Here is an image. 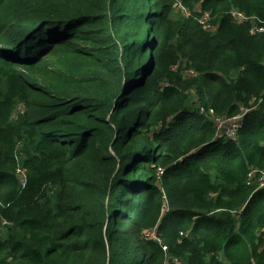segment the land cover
I'll return each instance as SVG.
<instances>
[{
	"label": "trees",
	"instance_id": "obj_1",
	"mask_svg": "<svg viewBox=\"0 0 264 264\" xmlns=\"http://www.w3.org/2000/svg\"><path fill=\"white\" fill-rule=\"evenodd\" d=\"M256 24L264 0H0V264H264Z\"/></svg>",
	"mask_w": 264,
	"mask_h": 264
},
{
	"label": "built area",
	"instance_id": "obj_2",
	"mask_svg": "<svg viewBox=\"0 0 264 264\" xmlns=\"http://www.w3.org/2000/svg\"><path fill=\"white\" fill-rule=\"evenodd\" d=\"M233 16L236 20L240 21V22H243V21H247L248 18L241 14V13H238V12H234L233 13ZM202 23L204 24V27L206 29H213V25L211 24V16L210 14L208 13H205L202 17ZM264 31V27L262 26H258V24H256L253 29H252V34H257V33H262ZM232 120V119H231ZM231 120H228L227 122H224V121H221L220 125L223 129H225L226 133L229 135V136H233L236 134L237 132V129L239 127V121L236 119L232 120V123ZM224 123V124H223ZM227 125H226V124ZM238 123V124H237ZM222 125H226V126H222ZM19 171V170H18ZM24 174V172H22ZM164 250H166V247H164Z\"/></svg>",
	"mask_w": 264,
	"mask_h": 264
},
{
	"label": "rangeland",
	"instance_id": "obj_3",
	"mask_svg": "<svg viewBox=\"0 0 264 264\" xmlns=\"http://www.w3.org/2000/svg\"><path fill=\"white\" fill-rule=\"evenodd\" d=\"M180 11H182L181 10V8L178 6L177 7V12H180ZM183 12V11H182ZM18 110L20 111L21 109H20V107H18ZM18 113L19 112H13V114H12V116H13V121H15V119H17L18 118ZM234 119H236V118H232V120H234ZM232 120H231V122L230 123H232ZM224 122H227V121H225L224 120ZM221 123V121L219 122V124ZM224 124V123H223ZM226 124V123H225ZM227 125V124H226ZM226 125H222V126H226ZM223 129V128H222ZM150 235V232L149 233H147V236H149Z\"/></svg>",
	"mask_w": 264,
	"mask_h": 264
}]
</instances>
